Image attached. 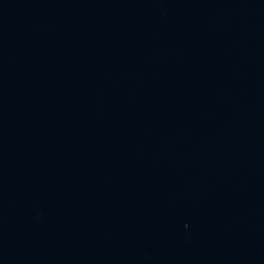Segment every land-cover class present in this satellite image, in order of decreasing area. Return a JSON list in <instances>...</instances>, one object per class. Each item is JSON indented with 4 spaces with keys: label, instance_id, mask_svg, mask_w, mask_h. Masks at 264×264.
I'll use <instances>...</instances> for the list:
<instances>
[{
    "label": "water",
    "instance_id": "95a60500",
    "mask_svg": "<svg viewBox=\"0 0 264 264\" xmlns=\"http://www.w3.org/2000/svg\"><path fill=\"white\" fill-rule=\"evenodd\" d=\"M0 264H264V0H0Z\"/></svg>",
    "mask_w": 264,
    "mask_h": 264
}]
</instances>
